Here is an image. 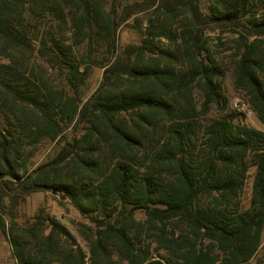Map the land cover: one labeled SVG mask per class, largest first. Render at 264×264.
<instances>
[{
    "label": "trees",
    "instance_id": "1",
    "mask_svg": "<svg viewBox=\"0 0 264 264\" xmlns=\"http://www.w3.org/2000/svg\"><path fill=\"white\" fill-rule=\"evenodd\" d=\"M138 11L150 12L143 41L120 50V26ZM208 27L237 33L235 84L264 124V0H210L208 11L194 0H0V206L50 190L98 227L89 261L82 248L59 257L53 238L69 230L51 220L43 238L14 237L18 264H108L114 250L129 264L252 260L264 232V130L230 108L217 60L204 56ZM163 37L176 49L160 47ZM97 65L104 79L84 98ZM70 123L82 134L31 168L33 147ZM144 234L167 254L138 246Z\"/></svg>",
    "mask_w": 264,
    "mask_h": 264
},
{
    "label": "rangeland",
    "instance_id": "2",
    "mask_svg": "<svg viewBox=\"0 0 264 264\" xmlns=\"http://www.w3.org/2000/svg\"><path fill=\"white\" fill-rule=\"evenodd\" d=\"M131 2L136 0H130ZM138 1V0H137ZM200 5L204 11H208L210 0H194ZM127 1H125L126 3ZM129 2V1H128ZM150 13V12H148ZM145 11H138L131 16L127 21L123 22L118 31V39L120 50L130 44L140 45L143 41L142 31L146 29L147 16ZM179 25H175L176 30ZM205 41L209 48L205 51V55L213 57L217 60L221 75L219 76L220 83L223 87L224 93L229 97L230 108L239 110L245 114L243 121L256 128L264 130V124L258 119L256 113L252 111L247 103L245 93L238 89L235 84L236 72V49L235 38L238 36L234 29L222 28H205L203 31ZM156 43L162 48H175L169 39L163 37L161 41ZM159 50L156 49V52ZM153 55L152 52L148 56ZM42 62V61H41ZM44 62H42L43 64ZM45 64V63H44ZM84 66V65H83ZM105 67L100 65L93 66L87 82L82 87V94L84 98H88L101 84L104 79ZM48 77L51 83L57 89H63L68 95H72L70 87L67 85L64 75L57 70L49 69ZM195 96L197 103L201 106L202 92L200 89H195ZM240 101L246 104L245 108H237L235 102ZM23 107L19 106L18 112L21 113ZM24 111V110H23ZM218 109L213 106L210 115L215 116ZM9 123L1 120V127H9ZM84 131V125L70 123L65 127L64 137L60 140L52 141L49 138H44L33 147V156L30 159V167L36 168L42 163L53 159L65 144L66 139H71L74 135H80ZM251 193V180L249 181L244 194V200L248 201ZM0 215L5 220V226L0 225V264H18L16 249L14 244V237L19 238L21 241H27L31 238L32 233H37L40 238L47 236L52 231L51 220L64 225L69 234L60 233L54 236L53 243L57 248L59 257L62 253L69 255L76 253L77 250L82 248L87 254V260L92 255L91 244L89 239L94 238L97 233V224L91 219L83 216L73 204L61 194L54 191H36L21 198L14 209L11 210V205L8 198L3 201V206H0ZM137 220L143 221L146 215L142 211L135 213ZM12 219L17 223L16 229H11ZM144 242L139 244L141 248H150L155 256L159 255L158 252L165 254L164 250L157 251L155 241H152L147 234L143 235ZM137 246V247H138ZM167 254V253H166ZM110 258L108 264H129V262L120 257L114 250L109 254ZM55 264H61L56 261ZM248 264H264V232L263 242L258 252Z\"/></svg>",
    "mask_w": 264,
    "mask_h": 264
},
{
    "label": "built area",
    "instance_id": "3",
    "mask_svg": "<svg viewBox=\"0 0 264 264\" xmlns=\"http://www.w3.org/2000/svg\"><path fill=\"white\" fill-rule=\"evenodd\" d=\"M235 106H236L237 108H245V107H246V104H243V103H241L240 101H236V102H235Z\"/></svg>",
    "mask_w": 264,
    "mask_h": 264
}]
</instances>
